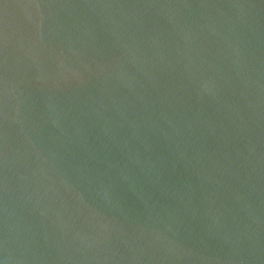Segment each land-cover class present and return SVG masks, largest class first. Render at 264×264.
Here are the masks:
<instances>
[{
  "label": "water",
  "instance_id": "water-1",
  "mask_svg": "<svg viewBox=\"0 0 264 264\" xmlns=\"http://www.w3.org/2000/svg\"><path fill=\"white\" fill-rule=\"evenodd\" d=\"M0 264H264V0H0Z\"/></svg>",
  "mask_w": 264,
  "mask_h": 264
}]
</instances>
